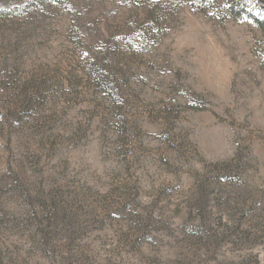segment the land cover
I'll list each match as a JSON object with an SVG mask.
<instances>
[{"label":"rangeland","instance_id":"374dc122","mask_svg":"<svg viewBox=\"0 0 264 264\" xmlns=\"http://www.w3.org/2000/svg\"><path fill=\"white\" fill-rule=\"evenodd\" d=\"M0 264H264V0H0Z\"/></svg>","mask_w":264,"mask_h":264}]
</instances>
